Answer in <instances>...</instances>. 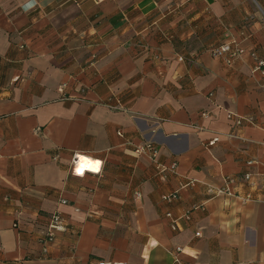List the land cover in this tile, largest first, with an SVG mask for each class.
<instances>
[{"label": "crops", "instance_id": "obj_1", "mask_svg": "<svg viewBox=\"0 0 264 264\" xmlns=\"http://www.w3.org/2000/svg\"><path fill=\"white\" fill-rule=\"evenodd\" d=\"M257 61L264 0H0V264H264Z\"/></svg>", "mask_w": 264, "mask_h": 264}, {"label": "built area", "instance_id": "obj_2", "mask_svg": "<svg viewBox=\"0 0 264 264\" xmlns=\"http://www.w3.org/2000/svg\"><path fill=\"white\" fill-rule=\"evenodd\" d=\"M94 1L98 3V2H101L104 0H94ZM244 52H245L244 49L239 47L238 44L235 42L220 45L219 47L212 50V54L214 57L219 58V59H223L227 64H230L233 61H235L236 59L240 58L244 54ZM257 67L258 68L264 67V62L257 61ZM202 116L207 117V114H202ZM227 117L229 119H234L237 124H240V122H241L240 119H238L233 114H228ZM216 142H217V139H213L211 142L208 143V146H213ZM135 153L138 155H144V156L148 157L150 160L155 162L157 157H158L159 150L155 146L154 143L145 142V143L135 147ZM78 164H79V156L75 155L74 161H73V166H74L73 173L75 175H80L76 171V167L78 166ZM175 169H176L175 164H173L169 168L170 171H174ZM97 170L99 171V168ZM194 184H195L194 182H189V183L185 184L184 187L194 186ZM220 192H225L227 194H230L227 189L224 191H220ZM136 196L138 197L139 195L136 194ZM174 198H175V196L163 197V199L166 201H171ZM249 199H250L249 196L245 197V200H249ZM62 204H66V201H62ZM167 217L171 218L170 215H167ZM14 227H17V225H15ZM171 227L173 230H177V226L174 222H172ZM63 228H64V219L62 218V216L59 213H54L51 216V219H50V222L48 223L47 229L43 235V238L41 239L43 252H46L48 247L55 241L56 232L61 231ZM196 236L199 237L200 233H196ZM180 252H181L180 248H177L175 250V253H180ZM96 264H119V263H113V262H108V261H98ZM172 264H195V263H182L179 261V259L175 258Z\"/></svg>", "mask_w": 264, "mask_h": 264}, {"label": "bare ground", "instance_id": "obj_3", "mask_svg": "<svg viewBox=\"0 0 264 264\" xmlns=\"http://www.w3.org/2000/svg\"><path fill=\"white\" fill-rule=\"evenodd\" d=\"M82 160H84V161H88L89 163H88V166H85V167H83V168H81L80 166H81V162H82ZM97 164V162H92V161H90L89 159H87V158H85V157H79V164H78V166L76 167V171H77V169H80V172H77V173H79L80 175H83L84 174V172H86V171H97V169H98V167L96 168V170H93V167H92V165H96ZM98 166H99V163H98Z\"/></svg>", "mask_w": 264, "mask_h": 264}, {"label": "clouds", "instance_id": "obj_4", "mask_svg": "<svg viewBox=\"0 0 264 264\" xmlns=\"http://www.w3.org/2000/svg\"><path fill=\"white\" fill-rule=\"evenodd\" d=\"M88 163H89L88 161L82 160L80 167L83 168L85 166H88ZM92 167H93V170H96V168L98 167V163L96 165H92ZM77 172H80V169H77Z\"/></svg>", "mask_w": 264, "mask_h": 264}]
</instances>
